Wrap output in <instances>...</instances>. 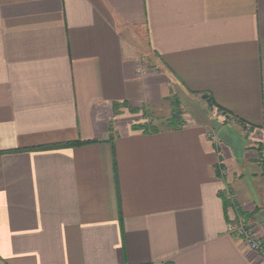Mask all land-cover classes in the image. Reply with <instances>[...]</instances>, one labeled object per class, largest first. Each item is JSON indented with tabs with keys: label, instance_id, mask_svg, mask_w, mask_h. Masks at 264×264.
Returning <instances> with one entry per match:
<instances>
[{
	"label": "crops",
	"instance_id": "0c3cea01",
	"mask_svg": "<svg viewBox=\"0 0 264 264\" xmlns=\"http://www.w3.org/2000/svg\"><path fill=\"white\" fill-rule=\"evenodd\" d=\"M238 216L264 238V0H0V264H264Z\"/></svg>",
	"mask_w": 264,
	"mask_h": 264
},
{
	"label": "trees",
	"instance_id": "16d2710c",
	"mask_svg": "<svg viewBox=\"0 0 264 264\" xmlns=\"http://www.w3.org/2000/svg\"><path fill=\"white\" fill-rule=\"evenodd\" d=\"M172 101V112L173 114L171 117L168 119V124L170 128H178L180 127L183 123L184 120L182 118V109L180 107V102L176 97L171 98ZM124 104H119L115 103L114 108L115 111L118 110L120 106ZM133 112H136V109H131ZM143 116H146V111L143 109ZM112 126V125H111ZM134 129H144V130H157V127L153 124L150 123H139L133 126ZM84 141H73V142H66V143H61V144H56V145H44V146H39V147H33L31 150H45V149H52V148H57V147H63V146H74L78 144H83Z\"/></svg>",
	"mask_w": 264,
	"mask_h": 264
},
{
	"label": "built area",
	"instance_id": "2783aa9c",
	"mask_svg": "<svg viewBox=\"0 0 264 264\" xmlns=\"http://www.w3.org/2000/svg\"><path fill=\"white\" fill-rule=\"evenodd\" d=\"M221 173L225 174L224 170ZM228 231L239 237L248 249L257 251L264 257V238L248 225L244 217L238 216L234 222L229 223Z\"/></svg>",
	"mask_w": 264,
	"mask_h": 264
},
{
	"label": "rangeland",
	"instance_id": "374dc122",
	"mask_svg": "<svg viewBox=\"0 0 264 264\" xmlns=\"http://www.w3.org/2000/svg\"><path fill=\"white\" fill-rule=\"evenodd\" d=\"M180 107H181V104H180ZM181 109H182V118H183V120H184V123H186V120H185V118L187 119L188 118V116H187V114H186V111L181 107ZM173 114V112L171 113V115ZM169 119V118H168ZM168 119H166V117H160V118H158V121L156 122L157 123V125L160 127V128H163V127H170L169 126V124L167 123L168 122ZM183 123V124H184ZM215 123V125L217 126V130H219L220 128H219V125L217 124L218 122H214ZM182 124V125H183ZM181 125V126H182ZM224 134H227V135H229L228 133H227V131L226 130H224L223 128H222V135L221 136H225ZM230 136V135H229ZM232 136H234L235 138L237 137V138H239V139H242L243 140V138H241V137H238V136H236V135H232ZM222 138H224V137H222Z\"/></svg>",
	"mask_w": 264,
	"mask_h": 264
}]
</instances>
